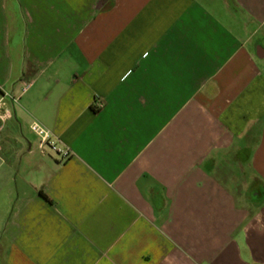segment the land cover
I'll return each instance as SVG.
<instances>
[{
    "label": "crops",
    "instance_id": "1",
    "mask_svg": "<svg viewBox=\"0 0 264 264\" xmlns=\"http://www.w3.org/2000/svg\"><path fill=\"white\" fill-rule=\"evenodd\" d=\"M0 264H264V0H0Z\"/></svg>",
    "mask_w": 264,
    "mask_h": 264
},
{
    "label": "built area",
    "instance_id": "2",
    "mask_svg": "<svg viewBox=\"0 0 264 264\" xmlns=\"http://www.w3.org/2000/svg\"><path fill=\"white\" fill-rule=\"evenodd\" d=\"M31 130L39 139V148L44 151L48 150L53 155L64 160L71 156V151L68 147L60 144V141L45 127L34 122L31 125Z\"/></svg>",
    "mask_w": 264,
    "mask_h": 264
}]
</instances>
